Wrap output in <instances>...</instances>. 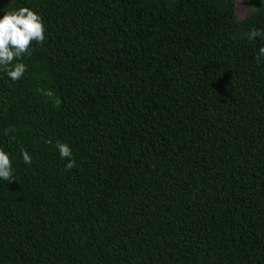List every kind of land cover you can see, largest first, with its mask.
I'll list each match as a JSON object with an SVG mask.
<instances>
[{
	"label": "trees",
	"instance_id": "trees-1",
	"mask_svg": "<svg viewBox=\"0 0 264 264\" xmlns=\"http://www.w3.org/2000/svg\"><path fill=\"white\" fill-rule=\"evenodd\" d=\"M238 1L0 0L45 28L0 73V264H264V0Z\"/></svg>",
	"mask_w": 264,
	"mask_h": 264
},
{
	"label": "clouds",
	"instance_id": "clouds-1",
	"mask_svg": "<svg viewBox=\"0 0 264 264\" xmlns=\"http://www.w3.org/2000/svg\"><path fill=\"white\" fill-rule=\"evenodd\" d=\"M43 19L40 14L28 6H19L0 15V73L11 81L22 77L26 66L21 62V56L28 54L30 44L42 42L44 37ZM249 40H264V29L253 27L250 29ZM256 58H264V43L258 44ZM8 130L5 129V134ZM13 140L16 138L13 136ZM55 148L59 156L68 158L66 168L74 165L72 150L67 143L56 141ZM20 160L28 165L32 161L31 154L24 148H20ZM15 180L14 168L10 153L0 147V181Z\"/></svg>",
	"mask_w": 264,
	"mask_h": 264
},
{
	"label": "rangeland",
	"instance_id": "rangeland-1",
	"mask_svg": "<svg viewBox=\"0 0 264 264\" xmlns=\"http://www.w3.org/2000/svg\"><path fill=\"white\" fill-rule=\"evenodd\" d=\"M237 8H238V15L241 18L246 17L250 13L248 3L246 0H239Z\"/></svg>",
	"mask_w": 264,
	"mask_h": 264
}]
</instances>
